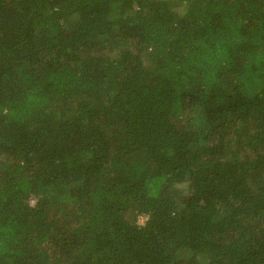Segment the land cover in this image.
<instances>
[{
  "label": "trees",
  "instance_id": "trees-1",
  "mask_svg": "<svg viewBox=\"0 0 264 264\" xmlns=\"http://www.w3.org/2000/svg\"><path fill=\"white\" fill-rule=\"evenodd\" d=\"M0 264H264V0H0Z\"/></svg>",
  "mask_w": 264,
  "mask_h": 264
},
{
  "label": "rangeland",
  "instance_id": "rangeland-1",
  "mask_svg": "<svg viewBox=\"0 0 264 264\" xmlns=\"http://www.w3.org/2000/svg\"><path fill=\"white\" fill-rule=\"evenodd\" d=\"M141 222H143V219L142 218L139 220V223H141Z\"/></svg>",
  "mask_w": 264,
  "mask_h": 264
}]
</instances>
